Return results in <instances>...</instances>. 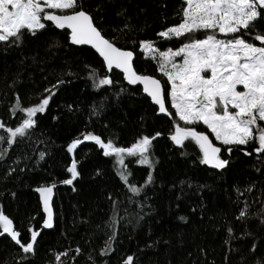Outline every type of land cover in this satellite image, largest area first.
<instances>
[{
    "label": "trees",
    "instance_id": "16d2710c",
    "mask_svg": "<svg viewBox=\"0 0 264 264\" xmlns=\"http://www.w3.org/2000/svg\"><path fill=\"white\" fill-rule=\"evenodd\" d=\"M80 3L105 38L114 40L118 47L136 50L134 68L138 73L161 78L157 62L140 52L139 41L160 40L157 33L179 23L183 0ZM44 23L45 29L35 35L25 30L19 46L0 43V122L6 128H14L24 118L22 113L11 111L17 97L23 107L34 106L48 95L45 89L59 79L65 80L54 90L46 111L37 114V125L29 135L17 139L10 148L7 143L2 146L8 152L0 158V205L22 233V242L30 239L29 228L40 235L34 254H24L7 234L0 235V264H123L128 255L134 256L133 264L264 261V155L258 157L254 152L256 143L233 146L229 155L227 146L215 143L199 124L197 130L222 147V158L230 161L224 169L199 163L194 142H186L181 148L169 139L173 119L158 114L140 86L127 84L117 70L108 73L91 48L70 43L68 30L57 29L50 21ZM256 28L264 31V18L256 22ZM207 34L197 33V38ZM188 39L191 37L163 41L158 47L179 48ZM91 69L98 70L101 77L109 74L113 85L94 89L88 78ZM162 83L168 88L165 78ZM168 100L166 106L174 116ZM93 108L98 109L96 115ZM89 131L125 147L142 134H162L153 142V159L158 160L153 168L126 158L129 182L144 186L140 195H132L117 174L115 157L104 156L94 142L84 141L73 154L67 153L68 143L83 140ZM41 152L46 153L43 159ZM73 157L79 176L72 185H64L60 182L70 178L66 169ZM149 172L153 182L145 185ZM53 182L57 184L52 201L53 227L43 228L45 214L34 189ZM245 203L248 213L237 219ZM228 227L233 229V238L226 244ZM113 232L112 250L101 255ZM65 252L67 255L57 262L56 254ZM25 255L27 259L21 261Z\"/></svg>",
    "mask_w": 264,
    "mask_h": 264
},
{
    "label": "snow or ice",
    "instance_id": "6c2138e0",
    "mask_svg": "<svg viewBox=\"0 0 264 264\" xmlns=\"http://www.w3.org/2000/svg\"><path fill=\"white\" fill-rule=\"evenodd\" d=\"M183 3L179 23L157 33L160 40L139 41V50L145 58L157 62L160 79L153 75L138 74L134 68L136 50L118 47L114 40L105 38L103 30L96 26L93 16L83 8L80 0H0V43L19 46L23 42L25 30L35 35L38 30L45 29L44 21H50L57 29L70 30L71 44L90 45L95 49L102 57L108 73L118 69L129 85H142L143 92L158 106V114L173 119L169 139L181 148L186 142H194L199 149V163L224 169L230 162L222 158V147L216 146L204 131L197 130L199 124L206 126L221 146H227L229 155L233 146H247L251 142L257 145L254 152L258 157L264 155V31L256 28V22L264 18V0H183ZM125 28L131 30L127 24ZM200 32L209 34L197 38ZM185 37L191 39L179 48L161 50L158 47L160 42ZM88 78L96 90L114 83L109 74L101 77L96 69L89 71ZM162 78H166V84L170 87H165ZM64 83L65 80L59 79L51 88L45 89L48 95L34 106L23 107L17 97L11 111L13 114L22 113L25 118L14 128H6L0 122V129L7 133L6 137L0 135V144L6 140L10 148L17 139L28 136L29 131L37 125V114L46 111L56 94L54 90ZM238 86H242L243 90H238ZM124 91L121 87L120 92ZM168 98L171 108L175 110L174 116L166 106ZM97 112L98 109L93 108L92 114L96 115ZM179 122H183V126ZM161 135L160 132L142 134L125 147L117 146V142L111 138L105 141L100 135L89 131L83 135V140L76 138L68 143L66 151L73 154L84 141L94 142L103 150L104 156L115 157L121 181L133 196H138L144 186L129 182L131 173L126 166V158H135L139 165L153 168L154 163H158V160L153 159V142ZM7 152L8 149L0 148V158H4ZM251 154L245 152V155ZM45 155L41 152L40 158L43 159ZM66 171L70 178L60 183L72 185L79 176L78 162L74 157ZM152 182L153 173L149 172L145 185ZM56 187L57 184L53 182L34 189L39 193L45 214L44 228L53 227L52 201ZM116 207L114 202V214ZM248 210L249 206L245 203L237 219L245 218ZM113 220L115 222V218ZM0 230V235L7 234L24 254H34L40 233L29 228L30 239L26 243L22 242V233L14 227L13 219L5 214L2 205ZM227 232L229 240L225 243L229 244L233 229L228 227ZM114 239L115 232L105 241L101 255L112 250ZM252 250L255 251V245ZM75 251L79 254L81 249L77 247ZM64 255L67 252L57 253L55 260L59 262ZM26 259L27 255L21 257V261ZM133 262L134 256L128 255L123 264ZM257 264H264V261L258 260Z\"/></svg>",
    "mask_w": 264,
    "mask_h": 264
},
{
    "label": "water",
    "instance_id": "95a60500",
    "mask_svg": "<svg viewBox=\"0 0 264 264\" xmlns=\"http://www.w3.org/2000/svg\"><path fill=\"white\" fill-rule=\"evenodd\" d=\"M57 14H59V13H57ZM68 32H70V30H68ZM75 46H87V47H89V48H91L98 56H99V54L95 51V49H93L90 45H75ZM100 57V56H99ZM101 58V60L103 61V59H102V57H100ZM104 63V62H103ZM105 66V65H104ZM105 69H106V66H105ZM107 70V69H106ZM113 70H117V71H119L122 75H123V73L120 71V70H118V69H113ZM108 71V70H107ZM138 74H140V73H138ZM126 83H127V81H125ZM128 84V83H127ZM138 86H140V88L142 89V92H143V86L142 85H140V84H137ZM131 86H135V85H131ZM143 94L144 95H146L144 92H143ZM147 96V95H146ZM148 97V96H147ZM149 99H150V97H148ZM151 100V99H150ZM156 106V105H155ZM157 108H158V106H156ZM162 115H165V114H162ZM43 224V223H42ZM44 228V227H43Z\"/></svg>",
    "mask_w": 264,
    "mask_h": 264
},
{
    "label": "rangeland",
    "instance_id": "374dc122",
    "mask_svg": "<svg viewBox=\"0 0 264 264\" xmlns=\"http://www.w3.org/2000/svg\"><path fill=\"white\" fill-rule=\"evenodd\" d=\"M178 59H179V58H178ZM165 79H166V78H165ZM168 87H170V86H168ZM238 90H243V89H242V86H238ZM168 99H169V100H168V101H169V104H170V106H171L170 98H168ZM174 111H175V110H174ZM24 118H25V117H24ZM24 118H23V119H24ZM20 123H21V122H20ZM203 126H204V125H203ZM15 127H16V126H15ZM205 128H206V126H205ZM206 130L209 131L207 128H206ZM209 132H210V131H209ZM0 135H4V136L6 137V136H7V133H6V131L3 132L2 129H0ZM212 137H213V140L215 141V143H219V144H220V142H218V141L215 140L214 136H212ZM3 144H6V140H5V142H4ZM3 144H0V148H2Z\"/></svg>",
    "mask_w": 264,
    "mask_h": 264
}]
</instances>
